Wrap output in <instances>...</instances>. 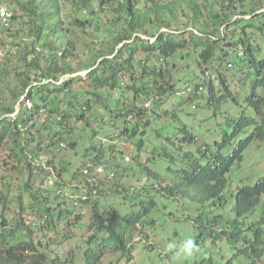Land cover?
Returning a JSON list of instances; mask_svg holds the SVG:
<instances>
[{
    "label": "trees",
    "instance_id": "1",
    "mask_svg": "<svg viewBox=\"0 0 264 264\" xmlns=\"http://www.w3.org/2000/svg\"><path fill=\"white\" fill-rule=\"evenodd\" d=\"M3 5L11 14L7 22ZM263 9L264 0H0V49H8L0 58V154L5 151V162L29 175L18 190L9 182L1 193L5 208L11 209L8 202L18 208L1 221L0 264H103L109 254L116 257L108 264H120L134 257L137 239L166 214L177 222L193 220L201 235L225 239L248 256L264 257V177L255 184L231 180L246 152L264 142ZM89 29L98 45L81 65L90 71L62 80L79 70L75 61L89 44L83 35ZM182 59L202 73L217 65L219 74L220 87L214 79L196 82L198 73L185 84L188 96L179 107L197 101L200 90L208 92L209 113L196 127V112H185L181 121L180 108L157 110L178 91L173 69ZM188 66L187 61V71ZM104 109L121 120L116 135L137 146L135 158L147 150L146 167L161 164L164 173H147L160 186L143 192L114 188L116 201L103 192L105 180L90 179L85 203L95 216L84 236L76 232L77 223H69L76 210L68 196L60 199L64 183L36 184L35 176L50 170L35 159L60 164L61 176L68 172L69 161L54 163V148L61 150L64 141L75 147L71 121L92 126ZM156 121L151 136L140 127ZM83 165L88 174L94 170L89 162ZM119 165L102 166L107 175L115 170L122 178ZM44 240H67L71 247L53 255Z\"/></svg>",
    "mask_w": 264,
    "mask_h": 264
},
{
    "label": "rangeland",
    "instance_id": "2",
    "mask_svg": "<svg viewBox=\"0 0 264 264\" xmlns=\"http://www.w3.org/2000/svg\"><path fill=\"white\" fill-rule=\"evenodd\" d=\"M1 9L6 10L7 7L3 5ZM91 33L92 31L90 30V33L83 34L89 44L87 45L84 43L83 48L85 50H81V57L76 58L75 67L79 68V70L73 75L63 76L62 80L70 76H87L90 69L82 67L81 64H84L83 57L86 62H90V56L93 54L92 48L98 45V39ZM2 35L3 34L0 33V36ZM255 38H257L258 41L261 39L259 34H256ZM7 50V47L0 49V58L5 55ZM187 61L189 62V71L185 70L187 67ZM177 62V66L174 67L175 69H172L174 82L177 85L178 91L169 93L168 96H165V98H167L166 101L162 103L157 110L162 112L165 108H180L183 110V112L179 115L181 121L187 118L185 112H196L197 114L195 116L197 119L196 121L191 122V124L196 127L199 120H204L205 116L209 113V111L204 107L207 101L208 92L206 89L200 90L201 94H199L197 101H190L191 104L190 102H187L183 106L179 107L182 100L188 96V93H185L183 89L187 82H194L193 79L196 73L199 74L196 82L202 83L204 79H214L216 86L220 87V82L218 81L219 74L216 72L217 65L209 67L204 73H202L203 68L197 69L195 64L190 60L182 59ZM190 66L192 67V70ZM232 72L233 71H228L229 74ZM233 83L234 81H232V84ZM63 96L65 95H61L60 97L63 98ZM28 103L31 105L32 102L28 101ZM144 104L146 103L144 102ZM18 109H20V104L18 105ZM103 114L105 116H99V119H94L92 126H88V124L83 121H79V124H76L75 120L71 121V124L75 125L74 135L71 136L77 139L78 142L76 146L70 147L67 145L68 142L64 141L62 143L61 150L54 148L56 156L51 154L54 163L55 161L58 162L62 160L63 162H70L69 171L62 172V176L58 174L60 164H58V167L55 168L53 165H46L40 157L35 159L37 164H41L50 170L37 174L34 178L36 179V184L43 183V187L47 188L46 186L55 184L57 179L64 183L63 187L59 189L60 199L68 196L69 198L67 203L69 206L73 207L74 210H76V212L70 215L69 223H77L80 227L75 228L76 232L84 233V236L88 234V224L95 216L92 204L85 203L87 194L91 192L87 185V182L90 179L93 180L94 183H97L99 178L105 180L102 186H105L106 189L103 190V192L106 193V196L109 195L110 201H116L120 199V197L117 193H115L114 188H121L122 192L125 194H132L133 192L139 191L143 192V189L146 186H160L158 181H154V179H147V173H150L152 176L156 173H164V166L161 164L155 165L150 162V167H146L145 163L148 157L147 150L141 151L140 157L138 159L135 158V156L139 153L137 146L134 145L132 141L122 140V137H119V134L118 136L116 135L119 130L118 128L122 125L121 120H117L115 117L110 115V112L106 109H104ZM162 120L164 121V118H162ZM165 121H167V119H165ZM204 123L208 126L213 125L212 121H204ZM153 126H158V122L156 121L151 125L142 123L140 127L141 129L144 128V130L149 133L148 136H151L150 134H152ZM171 130L175 132L174 130H176V128L174 125H172ZM94 131L95 133H93ZM154 142L159 143L160 141L156 140ZM113 147L116 148L115 154L110 151ZM96 155H98V158H96V161L94 162L92 157L95 158ZM7 159L8 155L5 151H3V153L0 154V226L3 215H7L9 211L16 210L18 208L16 202L7 203L11 206V209L4 207V201L1 200V193H3V190H6V184L13 182L12 190L15 191L19 189V186L26 182L27 178H29L28 173H21L20 170L13 169V163L5 162ZM84 162H89V165L94 166V170L90 171L89 174L87 173V169H84ZM102 165H104V167L107 165H119L117 170H119L121 174H125V176L122 178L117 177V174L114 172L115 170L107 175V171H105V168ZM77 170H82L80 173L83 172V174L78 175L79 172ZM75 171L77 172L75 174L78 175L77 177L73 176ZM98 172H101L102 174H98ZM235 173H232L231 180L232 182H235V180L238 179L240 184L242 180L246 183L255 184L260 178L264 177V142L261 143V145L256 144L246 152L245 161ZM112 179L116 180L120 185L113 186L111 183V181H113ZM102 186L100 185L99 188ZM14 191H12V195L17 194L14 193ZM16 192L19 194L21 191ZM91 196L94 197L93 195ZM95 198L97 197H94V199ZM100 210L103 211V207H101ZM184 212L189 213V210L185 208ZM259 213L260 210H258V212L251 219L259 217ZM194 214L196 215V212L191 208V216H194ZM77 215L82 217L81 220L77 219ZM10 216H12V214ZM251 221L255 220L249 219V222ZM148 230L149 231H147L145 237H139L137 239L138 242L134 246V257L130 260L123 259L120 264H254V261L255 264H264L263 256L257 258L253 255L248 256L246 253L240 252L238 248L232 247V245L227 243L225 239L214 240L201 235L200 228L193 224V220L187 221L182 218L181 221L177 222L166 214L161 216L157 226H151ZM188 237L195 240L199 247V252L194 257L189 259L177 257L175 250L169 249L168 245L173 242L179 243ZM44 243L49 246V250H52L53 255H55V252L56 254H60L64 252V249L68 250L71 247L70 241L67 240H65L61 245L57 244L55 240H50L49 243L47 240H44ZM115 257V255H107L104 259V263L108 264V262H111V259H115Z\"/></svg>",
    "mask_w": 264,
    "mask_h": 264
},
{
    "label": "clouds",
    "instance_id": "3",
    "mask_svg": "<svg viewBox=\"0 0 264 264\" xmlns=\"http://www.w3.org/2000/svg\"><path fill=\"white\" fill-rule=\"evenodd\" d=\"M169 249L175 250L177 257L189 259L199 252V247L191 237L185 238L179 243L173 242L168 245Z\"/></svg>",
    "mask_w": 264,
    "mask_h": 264
},
{
    "label": "built area",
    "instance_id": "4",
    "mask_svg": "<svg viewBox=\"0 0 264 264\" xmlns=\"http://www.w3.org/2000/svg\"><path fill=\"white\" fill-rule=\"evenodd\" d=\"M10 13L9 12H5V10H3L2 12H1V16L3 17V20L5 21V22H7V20H8V18L10 17ZM149 105V103L147 104V106ZM88 171V170H87Z\"/></svg>",
    "mask_w": 264,
    "mask_h": 264
}]
</instances>
